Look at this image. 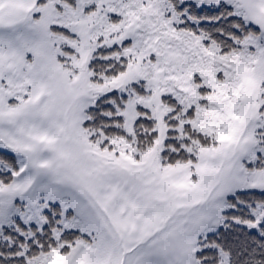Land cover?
<instances>
[{
  "label": "snow or ice",
  "instance_id": "6c2138e0",
  "mask_svg": "<svg viewBox=\"0 0 264 264\" xmlns=\"http://www.w3.org/2000/svg\"><path fill=\"white\" fill-rule=\"evenodd\" d=\"M0 264H264V0H0Z\"/></svg>",
  "mask_w": 264,
  "mask_h": 264
}]
</instances>
